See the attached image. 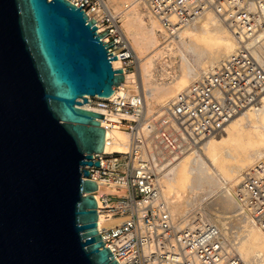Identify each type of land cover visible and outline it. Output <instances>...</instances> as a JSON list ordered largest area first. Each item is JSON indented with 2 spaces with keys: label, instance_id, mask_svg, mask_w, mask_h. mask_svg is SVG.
Masks as SVG:
<instances>
[{
  "label": "water",
  "instance_id": "1",
  "mask_svg": "<svg viewBox=\"0 0 264 264\" xmlns=\"http://www.w3.org/2000/svg\"><path fill=\"white\" fill-rule=\"evenodd\" d=\"M107 36L69 0H0V264H118L81 171L106 132L81 101L124 79Z\"/></svg>",
  "mask_w": 264,
  "mask_h": 264
},
{
  "label": "built area",
  "instance_id": "2",
  "mask_svg": "<svg viewBox=\"0 0 264 264\" xmlns=\"http://www.w3.org/2000/svg\"><path fill=\"white\" fill-rule=\"evenodd\" d=\"M69 1L95 22L91 15L98 18L101 30L96 23L97 32L108 34L109 42H104H114L109 49L115 56L112 51L120 43L117 39L122 34L118 25L120 14H111L103 0ZM223 1L217 0L212 9L229 27L245 30L246 40L241 42L235 55L181 93L158 120L146 116L140 94L132 102L86 96L92 106L113 113L130 139L127 153L93 155L92 161L99 162L100 167L81 168V171L88 170V179L110 189L100 195V206L95 199L99 214L106 221H115L99 232L111 246L118 264H246L238 255L226 251L225 237L215 222L202 220L197 214L175 218L171 215L146 150V140L154 130L168 147L176 150L169 133L175 128L199 149L200 142L222 132L264 92V70L250 51L251 41L264 31V0H225L227 8L222 6ZM147 2L163 28L172 32L197 20L208 8V0ZM171 15L178 17L176 22L170 21ZM238 196L264 231V159L245 174Z\"/></svg>",
  "mask_w": 264,
  "mask_h": 264
},
{
  "label": "bare ground",
  "instance_id": "3",
  "mask_svg": "<svg viewBox=\"0 0 264 264\" xmlns=\"http://www.w3.org/2000/svg\"><path fill=\"white\" fill-rule=\"evenodd\" d=\"M104 4L114 16L120 14L123 24V32L117 39L120 43L112 51L117 58L112 66L123 67L124 78L105 99L134 100L140 91L146 116L153 120H158L165 108L171 107L202 75L235 55L241 42L246 40L245 30L236 31L237 28L225 25L210 9L170 35L150 10L147 0H104ZM222 6L227 8V1L224 0ZM91 17L101 30L98 18ZM169 19L174 23L178 17L171 15ZM250 47L251 54L264 70V32L251 41ZM132 54L135 72L129 71L125 67L128 62L123 60ZM80 106L106 112L101 118V126L106 130L104 153L129 151V134L117 124L113 113L94 107L88 101H81ZM157 132L148 135L146 150L171 215L175 218L197 214L202 220L220 221L217 225L225 237L229 254L238 255L246 264H264V231L238 196L245 174L264 159V92L222 132L200 142L199 149L176 129L173 139L177 149L173 150ZM98 186L100 191L94 195L100 206V195L110 189L100 182ZM179 207L183 209L181 215L175 214ZM114 222L106 221L99 214V231Z\"/></svg>",
  "mask_w": 264,
  "mask_h": 264
},
{
  "label": "rangeland",
  "instance_id": "4",
  "mask_svg": "<svg viewBox=\"0 0 264 264\" xmlns=\"http://www.w3.org/2000/svg\"><path fill=\"white\" fill-rule=\"evenodd\" d=\"M104 1V0H103ZM217 0H208V2H209V4L211 5H208V2H207V4H206V6L208 7L207 9L209 10H212L213 12H215V10L214 9H212L215 5H214V3L216 2ZM219 2H220V0H218ZM222 1V0H221ZM107 8V7H106ZM108 10H109V7L107 8ZM111 9V8H110ZM112 10V9H111ZM202 13H204V12H202ZM216 13V12H215ZM118 13H116L115 15H117ZM202 15V14H201ZM221 19V18H220ZM223 22H224V20H223ZM122 23V21L121 20H119V22H118V25L120 26V28H121V30H122V32H123V24H121ZM192 23V22H191ZM224 24L225 25H227L225 22H224ZM228 26V25H227ZM171 32V33H170ZM168 31V33L171 35H175L177 32L176 31H174V32H172V31ZM264 32V31H263ZM175 33V34H174ZM135 54V53H134ZM134 59H133V54L131 55V57H128V58H126L125 60H124V62H128V64H127V69L129 70V71H131V72H135V69H136V63L133 61ZM171 65V64H170ZM169 66L167 65V68H168ZM166 68V67H165ZM161 68H159V70H160ZM138 70H139V68H138ZM205 75V74H204ZM204 75H202V77L204 76ZM139 92V94L141 93L140 91H137V93ZM138 95V94H137ZM141 95V94H140ZM135 100V99H134ZM133 99L132 100H130L131 102L132 101H134ZM258 101V100H257ZM256 101V102H257ZM256 102H254V103H256ZM155 131V130H154ZM175 132H176V129H172V130H170L169 131V133H170V135L172 136V139H173V136L175 135ZM152 134V133H151ZM152 138V137H151ZM148 139V138H147ZM147 141V140H146ZM173 141H175L174 139H173ZM153 166V165H152ZM182 211H183V209L182 208H177V210L175 211L176 213L175 214H177V215H181V214H179L180 212L182 213ZM203 220H205V219H203ZM229 220V219H228ZM216 224H220V221H217L216 220ZM218 224V225H219Z\"/></svg>",
  "mask_w": 264,
  "mask_h": 264
}]
</instances>
